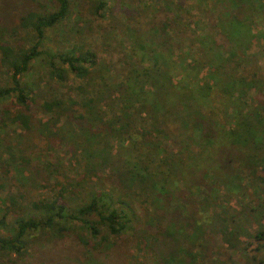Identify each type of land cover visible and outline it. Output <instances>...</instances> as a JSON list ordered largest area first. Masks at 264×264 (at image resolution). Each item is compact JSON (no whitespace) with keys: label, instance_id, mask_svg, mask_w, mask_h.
<instances>
[{"label":"trees","instance_id":"trees-1","mask_svg":"<svg viewBox=\"0 0 264 264\" xmlns=\"http://www.w3.org/2000/svg\"><path fill=\"white\" fill-rule=\"evenodd\" d=\"M73 2L55 0L56 6L51 12L36 8L17 17V26L10 33L14 35L19 29L31 32L34 42L28 48L0 41V65L9 80L7 86H0V102L14 98L13 104L26 111L33 104L39 106L46 117L39 124V133L46 142L61 140L67 134L73 138L78 132L92 145L91 150L78 151L81 154L74 151L71 159L68 157L67 164L73 163L81 171L66 176L64 166L58 165L48 179L44 178L47 181L41 189L46 191L45 196L26 200V209L9 222L5 221L6 213L1 215L0 264H44L48 254L66 249L75 250L87 263L128 264L131 259L133 262L129 264H196L193 245H185L190 228L189 224L184 225L183 214L192 196L196 195L206 204L210 199L203 177L194 176L190 180L191 172L196 173L189 172L182 155L187 152L189 142L203 144L209 156L227 155V161L233 158L232 152L243 150L238 145L248 143L246 146L264 161V143L260 144L259 136L260 133L264 138L262 113L254 108L241 117L233 115L237 120L236 129L224 130L219 123L221 114L217 113L221 111L227 117L224 101L223 108L218 104L207 105L216 101L218 93L212 91L215 83L204 80V69L208 66L212 70L209 77L223 83L226 95L233 101L234 92L244 98L248 90L256 87L257 79H253L257 75L247 72L245 65L226 73L223 67L230 63L228 60H208L210 63L204 64L197 54L175 57L165 47L167 41L156 44L142 37L131 50L137 58L126 54L121 72L114 74L98 69L96 52L82 44L60 51L42 47L45 33L69 17ZM86 2L96 16L108 7V0ZM166 27L163 24L160 28L164 32ZM239 33L238 29L236 34ZM0 38H4L2 32ZM163 46L169 52H161ZM238 48L245 46L238 45ZM39 60L57 88H64L67 73L83 83L79 87L80 102L64 101L62 96L44 90L42 94L37 93L21 81L33 62ZM187 72L202 78L203 82L193 84V90L188 83L171 81L173 75ZM4 114L11 124L30 127L27 114L18 112L12 117L8 112ZM184 133L186 138L178 142L183 145L177 155L172 151L177 143L173 140L172 145L169 135L181 137ZM114 144L119 145L117 155L111 154ZM132 149H141L144 153L136 155ZM113 165L118 166L111 173L114 181L106 189L108 186L101 185L102 176ZM10 200L12 205H17L16 197L10 196ZM220 231L225 243L229 235L234 239L237 236L226 227ZM252 237L264 252V227ZM36 243L46 248L35 256L31 248Z\"/></svg>","mask_w":264,"mask_h":264},{"label":"rangeland","instance_id":"rangeland-1","mask_svg":"<svg viewBox=\"0 0 264 264\" xmlns=\"http://www.w3.org/2000/svg\"><path fill=\"white\" fill-rule=\"evenodd\" d=\"M55 6V0H0V27H4L0 31L4 38H0V41L13 47L28 48L34 42L31 32L19 29L14 35L10 33V29L17 26V17L36 8L51 12ZM71 10L64 22L45 33L42 47L60 51L82 44L96 52L100 62L98 69L113 74L121 72L122 59L126 58V54L135 57L131 50L140 37L156 44L167 41L165 47L175 57L184 53L197 54L204 64L208 60H228L230 63L223 67L226 73L245 65L247 72H255L258 76L253 79H257V84L256 87L253 84L255 88L248 90L244 98L237 91L234 92L231 95L234 101L230 95H226L223 83L212 81L209 77L212 70L205 66L204 80L215 83L212 91L218 93L214 99L216 101L207 105L222 106L224 101L227 117L224 118L221 111L217 112L221 114L219 123L224 130L236 129L237 120L233 115L241 117L254 108H258L264 117V0H108L107 9L100 11L98 16L86 0H74ZM163 24L167 25L164 32L160 28ZM238 29L241 33L236 34ZM223 30L233 32L226 34ZM238 45L245 48L239 49ZM165 47L161 52H169ZM171 78L175 84L188 83L190 90L194 89V83L203 82L199 74L194 75L192 72L173 75ZM21 81L37 93L42 94L44 90L57 97L62 96L64 101L81 100L79 87L83 85L82 82L67 73L64 88H57L49 80L43 61L40 60L33 62ZM8 82L0 65V86H7ZM13 101L14 98L8 97L3 103L0 102V218L6 213V222L26 209V200L46 195L41 187L55 167L62 164L66 176L81 171L73 163L72 166L67 164L72 152L92 149V145L87 144V140L78 132L73 138L64 134L66 136L62 141L53 139L46 142L39 133L40 122L46 121L39 106L33 104L26 111L15 106ZM36 101L39 103L37 97ZM4 112H8L11 117L18 112L27 114L30 127L25 129L22 125L11 124ZM61 125L66 130L62 122ZM169 136L172 145L173 140L177 143L173 145L172 151L180 153L183 144L178 145V142H184L186 134L181 137ZM259 136L260 144L264 143L260 133ZM189 143L187 152L182 155L189 172L192 170L196 173L193 175L191 172L190 180L194 176L203 177L210 199L206 204L196 195L192 196L183 214L184 225L189 224L190 228L185 245H193L196 264H264V252L252 237L264 227V161L254 154L251 147L249 149L246 146L248 143L238 145L237 148L243 150L232 152L230 161L224 154L209 156L208 148L200 142ZM119 151V145L114 144L111 154L117 155ZM212 151L210 149L209 153ZM131 152L136 155L144 153L141 149H132ZM104 164L105 161L102 162L103 167ZM48 166L51 168L47 169ZM115 167L118 166H108L107 173L102 176L101 185L108 186L106 189L114 181L111 173ZM10 196L17 198V205H12ZM222 227L237 234V241L229 235L230 239L225 243L220 234ZM199 232L203 235L200 236ZM45 248L36 243L31 251L36 256L38 251ZM32 257L34 255L31 254ZM46 258L49 259L44 264H115L114 261L87 263L75 250L68 249L48 254ZM130 262L133 261L129 259L127 263Z\"/></svg>","mask_w":264,"mask_h":264}]
</instances>
